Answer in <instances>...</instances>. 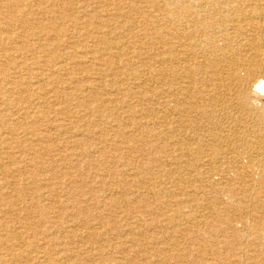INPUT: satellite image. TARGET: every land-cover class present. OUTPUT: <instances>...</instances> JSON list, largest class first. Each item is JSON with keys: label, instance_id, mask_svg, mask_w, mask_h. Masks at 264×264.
Masks as SVG:
<instances>
[{"label": "bare ground", "instance_id": "1", "mask_svg": "<svg viewBox=\"0 0 264 264\" xmlns=\"http://www.w3.org/2000/svg\"><path fill=\"white\" fill-rule=\"evenodd\" d=\"M57 1L40 0V5L47 3L48 6H55ZM102 2L103 4L99 5L101 6L99 11L102 17L104 16L100 19L101 24L93 25V28H97L96 30L80 32L81 36L96 38L94 40L98 42V45L96 42L94 44L95 49L92 47L95 53L89 60L91 67L95 66L97 61L101 65L100 71L96 72L98 77H92L93 80L90 81V94L95 99L101 100V103L94 109L102 112L103 110L108 111L110 114L115 110L116 118H120L123 111L136 116L137 120L132 121L131 125L133 126L135 123L140 128V132L148 130L152 135L154 148L163 154L164 158L156 161L155 169H162L163 172L172 176L174 169L178 172L170 182L164 184L162 191L156 192L154 190L156 185L153 181L146 179L149 186H141V176L144 175L134 170L133 175L139 185H133L140 187L134 190L128 188V190L129 193L132 192L133 196H139L135 200L143 202L147 196L153 200H163L165 204L167 203L165 208H168L161 214V219L154 215L152 221L144 220L140 227L147 224L151 227L159 220L167 223V228L155 225L154 227L161 228L162 235L160 236L158 233L160 237H157L158 235L153 234L151 238L163 239L160 242L162 244H158V246L162 248L164 255L179 254L178 257L181 258L187 257L189 252L182 248L183 243L176 237V232L180 233L181 238L192 240L196 248L206 253L215 254L217 253L216 245L219 243L228 244L227 235H222L221 239L218 238V235L222 229L220 218L223 214L226 216L229 208L238 210L242 207L243 209L237 216L225 217L227 230L240 235L246 233L251 237L253 231L255 233L264 229V208L261 206L264 197V0H104ZM74 4L75 11L87 12L91 8L90 2L85 0L75 1ZM40 8L45 9L46 7ZM134 12H137L134 14L137 17H134ZM116 21L118 22L117 26H115ZM0 23L3 31L6 30L9 34L5 21L0 19ZM10 23L12 24L11 20ZM114 26L115 29L125 30L134 40L127 41L128 38L122 40L120 35L112 36ZM58 29L61 35L69 31L64 24ZM140 29L144 31V34ZM7 39L11 41L12 37ZM104 39L107 46L98 50L99 41L105 42ZM137 40L139 42L135 43ZM4 43L5 39L0 38V51L7 50L4 48ZM88 53L90 52H87L86 56L89 57L93 52ZM98 54L107 57V59L101 58ZM107 65L109 67H104ZM54 67V69H49L46 74L49 80L54 76L57 65ZM106 71L112 73L109 78H107L109 74ZM0 84L5 88L6 95L9 94L12 98L6 96L7 100L2 105L11 107L13 104L21 102L23 113L26 112L25 115L18 116L17 113H9L4 110L2 113H5L2 117H5L6 120L0 118L2 122L0 124V142L6 146V148L1 147L3 152L10 158L21 157L24 155L25 149L23 146L15 145L16 140L13 135L18 131L26 135L27 138L34 134L27 126V120L36 117V114L25 110L32 105L29 99L23 96L14 97V89L8 86L9 82L6 77H0ZM112 96H115L113 100ZM88 101L89 96L87 95L86 98L78 100V105L82 106L87 103L85 105L87 106ZM62 103L67 105V99ZM88 107L92 108L90 104ZM64 109L61 108L56 112L63 113ZM37 113L42 112L40 110ZM113 119H115V115H113ZM71 122L72 116H66L63 119V127L70 126ZM6 133L7 135H3ZM8 134L12 137H9ZM45 135H38V140L44 144L48 141ZM107 135L104 134L103 137L115 141L118 148L125 146L140 149L141 147L140 144L130 145V141L140 139V135L136 131L129 135L131 139L125 137L128 139L122 142H117V138L116 140L107 138ZM48 148L46 147V149ZM32 159L33 157L30 158V160ZM36 159H38L37 155L34 156L33 164L36 163ZM129 159L131 160L130 157ZM1 168L3 166H0V170H2ZM21 177L10 184L16 193H8L0 197V209H2L0 232L7 236V240L0 237V251H3L0 256V264H30L31 259L28 257L30 253H36L39 257L41 253H46V264H71V262L72 264H88L87 262L80 263L78 256L73 257L72 254L70 256V252L74 251L73 246L65 247V243H60L58 249L59 245L56 243L61 241L55 231L54 237L49 239L50 247L45 251L36 250V241L33 238L36 235V223L33 220L36 211L26 207L34 202L35 196L36 198L41 197L46 193L54 197L50 206L46 207L54 210L53 208L57 207V204L60 203L62 206L60 194H64V186H60V190H58L61 182H49L48 189L36 187L33 192H29L25 186H22L27 180L26 177ZM50 178L55 181L57 174ZM68 180L72 184L74 183L71 178ZM167 183H171L172 186H166ZM186 183L191 184L190 193L186 192V185H184ZM208 186L213 189L222 188L223 192L231 198L237 195L238 190H243L246 193V198L224 205H219L220 202L216 200L218 211H215L213 206L202 205L203 213L198 215L195 213L183 214L184 205L188 203L191 208L194 207V204L199 200V195L197 196L196 193L203 194ZM19 188L20 190H18ZM110 191H114V189L110 188ZM19 192L22 194L24 192V197ZM113 193L115 194V192ZM168 194L172 197H176V195L183 197L184 194H187L189 198L186 202L180 199L179 202L171 204V201L166 198ZM217 197L218 195L215 198ZM132 199L134 198L132 197ZM83 202L90 204L89 199L78 198L68 215L72 217L71 219L81 213L82 207L80 208L78 205L83 206ZM244 203L248 205L245 206ZM170 205L181 208L182 214L174 213L169 216ZM36 206L40 207V202ZM21 207H23L25 215L21 214ZM174 210L178 212L176 209ZM144 212L147 215L154 214L148 209ZM256 213L260 214L259 220L251 222L252 216ZM39 216L41 217V215ZM45 218L46 215H43L39 221H43ZM191 221L199 229L212 231L214 238L197 236V232L190 229L192 226L187 225ZM18 225H23L24 228L20 229ZM97 225H94L97 226L96 233L104 232V224L99 222ZM52 227L55 230L58 225ZM140 227L137 235L142 237L144 232H141ZM25 237H28L27 244L24 240ZM262 237L259 234L257 241L246 240V244L244 243L245 248H248L250 253L253 252L251 255L254 257L260 254L264 248ZM7 241H11V243ZM21 243H25V247H22ZM84 243L87 245V241ZM123 243L125 246L133 247L137 244V238ZM61 246H64V249L61 250ZM96 248L98 249V247ZM81 251L76 252L80 255ZM90 252H94V250H86L83 253L90 256ZM139 252L144 256V259L151 256L150 252L142 247ZM203 258L204 255H201V260ZM118 259L122 260L124 257ZM253 259L255 260V258ZM227 263L246 264L244 258L239 255L236 258L232 257ZM210 264L218 263L213 262L212 259ZM251 264L257 263L252 262Z\"/></svg>", "mask_w": 264, "mask_h": 264}, {"label": "rangeland", "instance_id": "2", "mask_svg": "<svg viewBox=\"0 0 264 264\" xmlns=\"http://www.w3.org/2000/svg\"><path fill=\"white\" fill-rule=\"evenodd\" d=\"M75 1L77 2L78 0H58L55 6H48L47 3L41 6L40 0H0V19L5 21L9 30L8 32H10L8 34L6 30L3 31L0 23V38L5 39L4 48L7 49L0 51V77H6L8 79V86L14 89V97L20 98V96H23L31 101L32 105L25 110L27 112H35L36 114V117L27 120V126L34 134L27 138L26 135L18 131L13 135L15 138L14 140H16L15 145L23 146V149H25L23 156L10 158L1 148L2 146L6 148L5 144H1L2 142H0V166H3V168H1L2 170H0V197L8 193H16L13 191L14 189L10 184L11 182H15L17 178L19 179L22 174L23 176L21 178L26 177L27 179L22 186H25L29 192H33L36 187H46V189H48L47 184H49V182H61L58 190H60V186H64V194H60L61 204L63 202L62 206L59 203L57 207H55L56 209L53 208L54 210H50V208L46 207L50 206V202H53L54 199L52 195L49 196L46 193V195L41 197L36 198L35 196L34 202L31 203L33 206L29 204L26 207L27 209L36 211L33 216L34 223H36V235H32L36 241V250H47V248L50 247L49 239L54 237L53 234L55 231L57 235H59L58 237L61 241L57 242L56 245L65 243V247L73 246L74 251L70 252V256L71 254L73 257L78 256V261L80 263L147 264L148 262V264H210L213 259V262L215 261L218 264H229L227 262H229L232 257L236 258V256L239 255L244 258L246 264H248V262L249 264L252 262L262 264L264 261V248L260 254L254 257L251 255L253 252L250 253L248 248H245L244 243L246 244V240L257 241V236L259 234L263 236L264 242V229L255 233L253 231V234L251 232V238L246 233L240 235L226 228V222L224 221L227 218L226 216H237V214L242 212V207L238 210L229 208L228 212H226V216L225 214L221 216L220 227L222 226V229L218 235L219 237H217L221 239L222 235H227L228 244L224 245L223 243H219L216 245L217 253L215 254L212 252H202L201 249L196 248L192 240L189 238H181L180 233L176 232V237L183 243L182 248L185 249V251L188 250L187 252H189V255L185 258L178 257L179 254L166 256L162 248L158 246V244H162L160 242H162L163 239H153L151 235H158L159 233L161 236V228H167L168 224L159 220L151 227L148 224L143 226L144 228L140 227L144 220L150 222L155 216L161 219V214L168 208H165L167 203L165 204L163 200H153V198L147 196L143 202L135 200L139 196H133L132 192L129 193L128 190V188L134 190L140 187L133 185H139L135 175H133L134 170L144 175L141 176V186H149L147 180L153 181L156 185L154 186L156 192L162 191L161 189L164 187V184L170 182L178 172L175 169L174 171L172 170V176L163 172L162 169H155L156 161L162 160L164 158L162 157L163 154L159 153L156 148H154V144H152V135H150L148 130L140 132V128H138L135 123H133V126L131 125L132 121L135 122L137 120L136 116L123 111L121 112L122 116L116 118L117 112L115 110L112 111L114 113L110 114L108 111L103 110L102 112L101 110L96 111V109H94L96 105L101 103V100L95 99L93 95L90 94V81L93 80L92 77H98L96 76V72L100 71L99 67L101 65H99L100 62L97 61L95 66L91 67V61L89 60H91L90 57L95 53L92 47L95 49L96 47L94 44L96 42V45H98V42L94 40L96 38H85L81 36L82 34H80V32L83 33L85 30H96L97 28H93V25L101 24L100 19L104 18V16L102 17L99 11V7H101L99 5L103 4L102 1L104 0H85L89 1L91 4V8L87 12L75 11V9H73L75 7ZM82 1L84 0H81V2ZM40 7L46 8L43 9ZM58 11L62 12L63 15ZM136 13L137 12H134L133 15ZM134 17H137V15H134ZM117 23L116 21L115 26H117ZM62 24H64L69 31L61 35L58 28H60ZM115 26L112 29V36L120 35L119 37L122 40L127 38V41L134 40L131 36L129 37L125 30L120 28L115 29ZM140 31L144 34V31L141 29ZM8 37H12V40L9 41V39H7ZM136 39H138V37H136ZM103 41L105 42L99 41L98 50H102L107 46L106 40L104 39ZM136 42H139V40L135 41V43ZM87 52L93 53L88 57L86 56ZM100 57L103 59L105 58V56ZM105 59H107V57ZM56 65L57 69L54 76L51 80L47 79L46 74L49 69H54ZM104 67H109V65ZM106 73L109 74L107 78L112 74L107 71ZM87 95L89 96L88 105L90 104L92 108H89L88 105L85 106L87 103L82 104V106L78 105V100L86 98ZM6 96V90L0 84L1 119H5L2 115L7 111L9 113H17L18 116L26 114V112L23 113L24 110H22L21 102L15 105L13 104L11 107L10 105H2L3 102L7 100ZM7 97L12 99L9 94ZM114 98L115 96H112V100ZM13 99L18 100L16 98ZM65 99H67V105L62 103ZM61 108H65L63 113L56 112ZM4 110L6 111L2 113ZM40 110L42 113L38 114L37 111ZM113 115H115V119H113ZM66 116H72V122L70 126L63 127V119ZM1 123L0 120V124ZM134 131L139 133L140 139L137 138L136 141H130V145L134 146L140 144V149L125 146L118 148L116 147L117 144H115V141L107 140L106 137H103L104 134H108L107 138H112L114 140L117 138V142H122L128 139L125 137L130 138L129 135L134 133ZM40 134H46L45 136L48 141L45 142V144L38 140V135ZM3 135H7V133ZM9 137L12 136L10 135ZM46 147L49 148L46 149ZM35 155L38 156V159H36V163L33 164ZM32 157L33 159L30 160ZM56 174L57 178L54 181V179L50 177ZM69 178L74 181L73 184L69 182ZM168 185L170 187L172 186L171 183L166 184V186ZM184 185H186V192L190 193L191 184L186 183ZM110 188L114 189V191H110ZM18 190H20V188ZM113 192H115V194ZM200 193H196L197 196L199 195V200L198 203L194 204V207L191 208L188 203L184 205L183 214L195 213L198 215L203 213L202 205L213 206L215 211H218L219 207L216 205L217 202H220L219 205H224L225 203H231L235 200L246 198V193L243 190H238L237 195L231 198L219 187L213 189L208 186L203 193L204 195ZM217 195L218 197L215 198ZM22 196L24 197V192ZM31 196L33 195L31 194ZM132 197L134 199H132ZM49 198L52 200L50 201ZM78 198H83V200L89 199L90 204L83 202V206L78 205L80 208L82 207V211L79 215H75L73 219H71L72 217L68 215H70V211L74 208V204ZM166 198L171 201V204H174L175 202H179L180 199L186 202L189 196L184 194L183 197L177 195L176 197H172L168 194ZM208 200H210L209 204H207ZM38 202H40V207L36 206ZM244 204L245 206L248 205L247 203ZM261 206L264 208V197L262 198ZM170 207L171 211L168 212L169 216L174 215V213L182 214L181 208L173 205H170ZM21 208V214L25 215L23 207ZM146 209L154 214L147 215V213L144 212ZM0 212H2V209H0ZM39 215H41V217L46 215V218L43 219V221H39L41 218ZM259 218L260 214L256 213L252 216L251 222L259 220ZM54 221H57V223H54ZM96 222L104 224V232L99 231V234L96 233L95 228L98 226ZM116 222L118 223L116 224ZM56 224L58 228L54 230L52 226ZM94 225L97 226L95 227ZM155 225L162 227L156 228L154 227ZM187 225L192 226L190 229L197 232V236L202 238H214L212 231L199 229L192 221L187 223ZM18 226L20 229L24 228L23 225ZM139 227L141 232H144V236L142 237L137 235ZM151 228L153 229L151 230ZM70 229L73 230L71 231ZM68 233H70V236ZM159 235L157 237H160ZM0 237L7 240L5 233L0 232ZM132 238H137V244L133 247L125 246L123 242ZM24 240H26L27 244L28 237H25ZM86 241L87 245H84ZM7 242L11 243V241ZM202 243H204V240H202ZM26 244L21 243V245H23L22 247H25ZM61 247V250L64 249V246ZM96 247H98V249ZM141 247L150 252L151 256L149 258L144 259V256L139 252ZM59 248L60 245L58 246V249ZM92 249L94 252H90L91 257L83 253L86 250ZM79 250H82L80 255L76 252ZM2 254L3 251L1 250L0 256ZM201 255H204L206 260L204 258L201 260ZM37 256L36 253H30L28 255L29 259H31L30 264H46V253H41L40 257ZM119 257H124V259L119 260ZM253 258H255L256 261ZM66 261L69 262L68 260Z\"/></svg>", "mask_w": 264, "mask_h": 264}]
</instances>
